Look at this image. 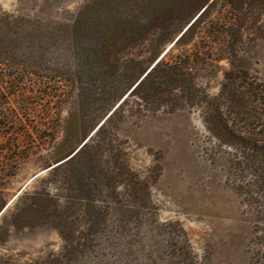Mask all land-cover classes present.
Returning <instances> with one entry per match:
<instances>
[{
	"label": "rangeland",
	"instance_id": "374dc122",
	"mask_svg": "<svg viewBox=\"0 0 264 264\" xmlns=\"http://www.w3.org/2000/svg\"><path fill=\"white\" fill-rule=\"evenodd\" d=\"M202 1L0 0V13L37 21L42 34L56 30L55 42L35 45L45 50V69L87 71L91 64L86 54L93 52L96 40L95 36L85 40L82 34L101 29V78L91 81L83 77L75 84L91 95L81 117L90 121L98 109L96 100L102 97L103 107L104 92L115 86L122 66L139 56L156 58L165 53L198 16ZM224 1L212 9L208 21L223 17ZM245 1L246 30L238 53L247 59V83L264 93V0ZM73 22L75 33L72 43H67L57 35ZM109 27L124 29L125 34L115 38L108 52ZM109 53L110 57L105 56ZM220 66L227 68L225 62ZM222 80L221 70H217L211 79L202 74L197 83L217 95ZM254 108L263 113V106ZM234 126L264 138L260 125L255 130L242 129L235 120ZM93 131H88L87 138ZM105 136L111 139L109 145H102V154L111 155L109 172L114 174L115 168L126 163L133 176L132 196L115 184L111 197L102 190L94 203L95 214H75L74 242L68 251L62 249L56 232L41 228L22 232L0 245V264H264V165L260 154L246 151L254 156L248 161L238 144H220L206 130L198 109L174 115L157 112L138 121L126 118L123 123H111L102 138ZM33 173L28 168L22 175Z\"/></svg>",
	"mask_w": 264,
	"mask_h": 264
},
{
	"label": "trees",
	"instance_id": "16d2710c",
	"mask_svg": "<svg viewBox=\"0 0 264 264\" xmlns=\"http://www.w3.org/2000/svg\"><path fill=\"white\" fill-rule=\"evenodd\" d=\"M220 1L203 0L198 16L159 58L139 56L122 66L115 86L104 92L103 107L102 97L96 100L98 109L90 121L81 117L91 95L75 84L83 77L101 78V29L83 31L85 40H96L93 52L86 54L91 64L87 71L45 69V50L35 45L55 42L56 30L42 34L39 22L0 13V245L22 232L44 228L56 232L68 251L74 242L75 214H95L102 190L111 197L115 184L132 196L133 176L126 163L112 174L111 155L102 154V145L111 140L102 138L105 129L126 118L138 121L157 112L174 115L198 109L206 130L220 144H238L248 161L254 156L245 152L254 151L264 165V138L234 126L238 120L242 129L260 125L264 130V93L247 83V59L238 53L246 30V1L225 0L223 17L208 21ZM75 27L74 22L64 25L57 36L72 43ZM124 34V29L109 27L106 51ZM222 62L226 69H221ZM217 70L223 80L218 94L211 95L197 81L202 74L211 79ZM256 104L263 106V113L255 111ZM88 131L93 134L87 138ZM28 168L34 173L22 175Z\"/></svg>",
	"mask_w": 264,
	"mask_h": 264
},
{
	"label": "bare ground",
	"instance_id": "6f19581e",
	"mask_svg": "<svg viewBox=\"0 0 264 264\" xmlns=\"http://www.w3.org/2000/svg\"><path fill=\"white\" fill-rule=\"evenodd\" d=\"M172 45H173V43H172V44H170V46L167 48V50H168V49H169V48H170ZM167 50H166V51H167Z\"/></svg>",
	"mask_w": 264,
	"mask_h": 264
}]
</instances>
